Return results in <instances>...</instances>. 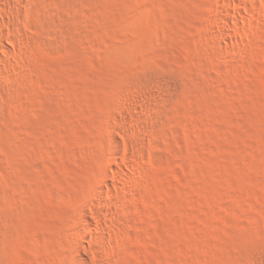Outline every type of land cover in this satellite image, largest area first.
Listing matches in <instances>:
<instances>
[{
  "label": "rangeland",
  "instance_id": "rangeland-1",
  "mask_svg": "<svg viewBox=\"0 0 264 264\" xmlns=\"http://www.w3.org/2000/svg\"><path fill=\"white\" fill-rule=\"evenodd\" d=\"M0 264H264V0H0Z\"/></svg>",
  "mask_w": 264,
  "mask_h": 264
}]
</instances>
